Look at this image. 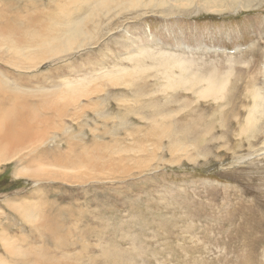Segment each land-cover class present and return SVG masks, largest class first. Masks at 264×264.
Wrapping results in <instances>:
<instances>
[{
	"label": "rangeland",
	"instance_id": "obj_1",
	"mask_svg": "<svg viewBox=\"0 0 264 264\" xmlns=\"http://www.w3.org/2000/svg\"><path fill=\"white\" fill-rule=\"evenodd\" d=\"M47 1L38 7L50 10ZM67 1L55 3L65 5L67 10L62 11H74L76 0L71 9ZM9 3L20 6L23 0H0V10H7ZM172 3L103 10L95 19L102 26L89 46L49 59L36 51L30 57L32 68L28 59L15 63L19 68L0 61V75L10 84H3L6 91L14 94L10 89L14 86L23 90L30 110L49 118L39 127L48 126L46 142L37 150L24 151L34 153L29 158L37 159L43 150L66 152L67 141H72L87 150L98 148L104 161L120 160L116 163L123 166V171L81 168L74 172L84 178L71 183L62 180L65 172L59 169L50 168L60 172L56 180L35 181L15 177L20 167L15 161L1 164L0 235L25 238L17 245L35 253L9 256L0 244V260L264 264V104L256 110L255 124L246 123L254 104L253 89L264 98V0L243 2L244 9L236 7L238 2L234 9L222 4L220 12L206 10L203 0ZM4 41L0 38V49L13 52L1 44ZM141 51L184 59L193 73L222 78L228 83L226 91L216 101L185 87L163 89L166 70ZM139 63L143 70L135 69ZM167 73L179 75L176 68ZM70 83L84 92L64 86ZM60 110L65 112L62 118ZM174 125L180 131L164 138V128L172 130ZM186 132L192 133L184 139ZM83 151L77 148L75 154ZM23 203L40 207L32 214L39 218L37 223L23 221L13 210ZM46 216L55 228L58 248L42 230V238L30 235L33 226H46L42 224ZM84 231L88 233L78 234Z\"/></svg>",
	"mask_w": 264,
	"mask_h": 264
},
{
	"label": "bare ground",
	"instance_id": "obj_2",
	"mask_svg": "<svg viewBox=\"0 0 264 264\" xmlns=\"http://www.w3.org/2000/svg\"><path fill=\"white\" fill-rule=\"evenodd\" d=\"M42 1L44 2V0H23V3L20 6H16L15 3H9L7 4L8 5L7 7H9L7 10L5 9L0 10V38H6V41H4L1 44H4L5 46L7 45L8 46L7 48L14 52L13 53L9 50L2 51L0 49V61L5 60L6 63H9L17 67L18 65L16 64H18V62H19V65H21L23 63L22 62L23 60L28 59L26 64L28 65V67H31L30 57L34 56L36 51H39L38 52L39 54L37 53V55H40L42 53L43 57H46L47 59H49V57L60 56L62 54L65 55L67 52L71 50L77 49L76 51H78L80 48L89 46L92 43V41L96 39L94 32H98L99 28H101L102 26L101 21L98 20V22L95 23V19L97 18L99 13L103 10H106V12L109 13L110 10L113 8L115 10H119L124 6H130L132 9V8L142 7L145 5L152 6L154 3H157V2L164 4L165 1H172L173 3L171 4V6H176L175 4L176 0H151V2L148 4H144L145 0H143L144 3H142L141 0H76L74 2L75 10L66 12V11H62L61 9L62 7H65V5L60 6L59 4L55 3L56 0H49L53 4L47 1L49 2V5L50 4L52 5L50 10H44V9L42 10L41 7H38L39 3H41ZM243 2L246 5L248 0H243V1H240V0H203V4L201 5L204 6V4L207 3V5L204 6L206 10L207 9L211 10L212 8L213 12H220L221 11L220 8L223 9L222 4H224L229 9L230 8L234 9L236 4H237L236 7H240L244 9L245 5L243 4ZM71 3H72V0H68L66 3L67 4L66 6L67 7L70 6V9L72 6ZM65 10H67L66 7H65ZM167 12L170 13L169 10H167ZM90 24H95V25L88 27V25ZM2 53H4V55ZM7 53H12V54L7 55ZM140 54L143 56H148L149 59L154 61V64L156 66L163 67V69L166 70L165 71L166 73L165 72L164 73L167 76L166 78L167 85H166V88H163V89L176 90V89H184L185 87L186 88L185 90H189V92H192L195 95H199L203 99H213L216 101H218L219 96L222 95V93L226 91V90L224 91V89H226V86L228 83L222 82L221 81L222 78H220L221 80H218L215 75H210L206 77V76H202L199 74H195L193 73L191 67L188 66L189 64L188 65L186 64L184 59L173 61L171 60L172 56L170 55L155 54L151 51L149 52L141 51ZM4 56H5V59H3ZM53 61H55V59ZM188 63L190 62L188 61ZM138 67H142V68H138ZM143 67L144 66H142L139 63L138 65H136L135 69L140 71V70H143ZM149 68H152V67H149ZM173 68L178 69L179 71L178 76L172 77L171 74L167 73V70L169 72ZM124 70H127V69H122V71ZM230 70H233V69H230ZM122 71L119 70V71H116V73H120ZM243 71H246V70H243ZM233 72L234 70L232 71V73ZM3 78H5V75L1 74L0 75V165L4 163L12 162V161H15L16 163H18L20 167L16 169L14 173L15 177L29 178L35 181L44 180V179L56 180L54 177L57 176L58 173L60 172L58 171L57 173H55L53 171H55L56 169L57 170L59 169V170L64 171L65 173L61 174L63 176H60L63 179L60 177H58L57 179H62V180H65L66 182L73 183L74 180L80 179V177L83 176V174H80V173L78 174L77 172H76L77 174H75L74 172V171L80 170L81 168H85L86 170L93 169V168L94 169L100 168V170H114L117 168V169H122L123 171V166H121L122 164L121 165L120 163L117 164L118 162H120V160L119 161H115V160H109V161L105 160L104 161V159L101 158V156L97 152L98 148L87 150L85 149L86 147L80 146V144L76 142H72V141H67L68 150L66 152L47 151V150L44 151L43 150V152L41 153L39 152L37 159L29 158L30 155L34 153L28 152L26 154L24 153V151H27L28 149L32 151L31 149L33 148L37 150L38 146H40L38 144H44L46 142L45 141L46 134H48L46 133V129L48 126H46V128L42 130H40L39 127L42 126V124L44 123L46 125L49 121V118L47 117L40 118V116L35 115L30 110L31 107H29L28 105L29 104L28 97L22 96L23 90H19V88L14 86L13 89L10 88L11 91L14 92V94L7 92L4 85L7 86L10 84L8 83V81L4 80ZM119 78L121 79V77ZM80 82H85V81H80ZM77 83L64 84V86H66L67 88H71V87L73 88L75 86V88L77 87L78 90H80L81 86H78ZM202 84H205V87H202L201 86ZM82 89L83 88H81V90ZM84 89H83V92H84ZM256 89H259V88L257 87ZM71 92H73V90ZM28 93L29 92L25 93V95H28ZM41 93L43 94V92ZM45 94L47 93L45 92ZM253 94H254L253 95L254 104L252 106V110L250 111L249 117H247V122H246L247 125L249 123L254 122V119L256 118L255 114L258 113L256 112V110L262 108V105L264 104V98H261L258 91H255V89H253ZM78 95H80V93ZM220 98H222V96ZM138 105H139V102H138ZM153 108H156V106ZM60 112H59V116L62 118V115H63L62 112L64 111L60 110ZM152 115H154V113H152L151 116ZM167 116L171 117L172 114L168 112ZM256 123L259 124L258 122ZM251 125L252 124H250L249 126L251 127ZM255 126L253 125V128ZM51 128L53 129V127ZM57 128L58 127H56V129ZM162 128L156 127V129H159L160 131L163 130ZM165 128L164 130L166 132L165 133L163 132L164 138L168 136L169 132L180 131V130L175 129V125H174V128H172V130L171 129L168 130L167 128L166 130ZM58 129H61V128L59 127ZM191 129L194 130V128H191ZM205 130L211 131V127L206 126ZM192 132H186L183 136L184 139H187L188 136ZM77 148H82L84 150L82 155L75 154V149ZM179 149L181 151L184 150L182 146H180ZM94 154H96V156H92ZM27 160H29V163L26 165ZM50 168L53 169V171H51ZM66 171L70 172L71 175L69 174L67 175ZM88 176H90V174H87V176L85 177H88ZM32 208H33V205H30L27 203L18 204V205L13 206V210H15L19 214V217L22 215L21 219L23 221H26L27 223H29V221L33 222L35 218L32 217V214L34 215L35 214L34 211L35 210L38 211L40 209V207L37 205L33 209ZM47 217L48 216L45 217L46 219L42 223L43 226L46 224V226L44 227H39L40 225L33 226L31 224L33 227L31 226L32 228L30 230V235H32L34 239L42 238L43 236L41 234L39 237V230H42L44 231L42 233L45 234L46 237L47 236L50 237V242L52 243V246L55 248H58L59 246H61V244L58 242L57 239L53 237L55 233L54 231L55 228L53 227V224L50 225L49 219ZM38 219H35V221ZM57 224H63V223L60 222ZM76 232L78 231L75 230V233ZM81 233H88V232L84 231V232H79L78 234L81 235ZM25 241H26L25 238L14 240V239H10L9 237H7V235L6 236L3 234L0 235L1 247L4 249V252L8 253L9 256H16V257L22 256L21 258H26L27 254H32V253L34 254L35 252H32V251L35 249L28 248L27 250H22L23 248L17 245L18 242L23 243ZM69 261H67L66 259V262H69ZM65 263L63 261H59L57 263L56 261L54 262L49 261L48 264H65ZM0 264H27V263L14 262L13 260L8 261L6 259V260H0ZM33 264H38V263L36 262ZM73 264H75V261Z\"/></svg>",
	"mask_w": 264,
	"mask_h": 264
}]
</instances>
